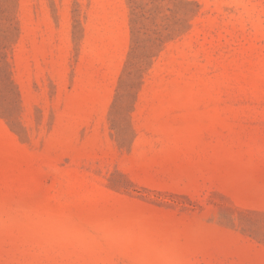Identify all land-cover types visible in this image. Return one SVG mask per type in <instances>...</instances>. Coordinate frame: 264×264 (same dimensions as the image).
Returning a JSON list of instances; mask_svg holds the SVG:
<instances>
[{
    "label": "rangeland",
    "instance_id": "obj_1",
    "mask_svg": "<svg viewBox=\"0 0 264 264\" xmlns=\"http://www.w3.org/2000/svg\"><path fill=\"white\" fill-rule=\"evenodd\" d=\"M0 264H264V0H0Z\"/></svg>",
    "mask_w": 264,
    "mask_h": 264
}]
</instances>
